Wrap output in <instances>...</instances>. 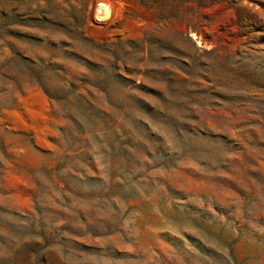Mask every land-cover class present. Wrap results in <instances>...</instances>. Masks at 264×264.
Returning <instances> with one entry per match:
<instances>
[{
	"label": "rangeland",
	"instance_id": "1",
	"mask_svg": "<svg viewBox=\"0 0 264 264\" xmlns=\"http://www.w3.org/2000/svg\"><path fill=\"white\" fill-rule=\"evenodd\" d=\"M0 264H264V0H0Z\"/></svg>",
	"mask_w": 264,
	"mask_h": 264
}]
</instances>
